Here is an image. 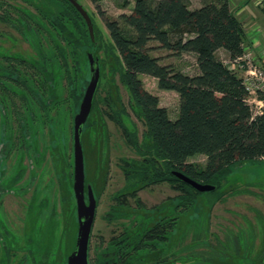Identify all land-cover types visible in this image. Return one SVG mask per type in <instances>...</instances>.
Here are the masks:
<instances>
[{
  "label": "trees",
  "instance_id": "obj_1",
  "mask_svg": "<svg viewBox=\"0 0 264 264\" xmlns=\"http://www.w3.org/2000/svg\"><path fill=\"white\" fill-rule=\"evenodd\" d=\"M49 2L55 4H49L48 10L37 8L38 18L19 9L16 16L10 12L0 15L35 52V57L28 58L0 47V127L7 132L8 147L21 156L35 151L36 156L41 151L45 156L58 149L54 155L68 163L60 178L69 179L73 186V121L90 79L87 54L94 53L100 58L102 79L84 132L98 110L122 130L138 156L121 159L126 185L114 199L117 205L112 206L107 219L131 221L111 242H139L141 255L152 252L158 242L170 241L168 235L176 229L181 208H192L202 194L181 182L174 172L215 185L210 200L214 205L223 200L221 190L235 167L264 161V112L254 116L243 79L217 55L224 50L231 61L243 56L251 45L247 31L228 0H213L198 9H190L186 0H135L131 14L103 21L107 35L92 18L93 42L84 18L68 0ZM261 7L264 14V0ZM97 11L102 16L99 6ZM151 42L175 56L193 54L199 73L192 76L162 65L158 57L150 55ZM141 75L157 79L159 89L179 96L177 119L172 120L167 109L160 107L159 97L145 90ZM120 83L129 93L128 105L120 95ZM131 114L145 128L141 135ZM102 128L105 143L110 133ZM195 155L207 157L204 167L188 162ZM45 171L50 174L55 169ZM164 183L179 193L175 198L177 217L170 215L149 227L152 217L140 222L123 214L124 207L148 211L139 192ZM68 192L76 220L72 187ZM130 198L137 207L130 205ZM67 201L61 199V205ZM70 227L69 220H62V242L68 239Z\"/></svg>",
  "mask_w": 264,
  "mask_h": 264
},
{
  "label": "rangeland",
  "instance_id": "obj_2",
  "mask_svg": "<svg viewBox=\"0 0 264 264\" xmlns=\"http://www.w3.org/2000/svg\"><path fill=\"white\" fill-rule=\"evenodd\" d=\"M56 1L59 2V0ZM77 1L92 16L105 35L108 32L103 21L105 19L119 20L121 15L131 14L135 5V0H100L97 3L90 0ZM186 1L190 9H198L213 0ZM228 1L232 10L237 13L238 18L244 24L248 37L254 41L257 38L263 40L264 14L261 10L262 0ZM0 4V15L6 16L7 12H10L13 16H16V10L19 9L31 12L36 18L39 16L37 8L48 10L49 4L50 6L54 5L49 0H0ZM98 6L102 12V16L99 15L101 18L97 14ZM149 46L152 48L150 55L158 57L162 65H172L183 73L192 76L199 73L197 59L193 54L175 56L171 52L160 48L157 42H151ZM0 47L4 48L9 54L28 56V58L35 57L33 56L35 52L29 44L22 40L19 32L9 24H4L1 20ZM217 55L226 66L231 67V60L225 51L221 50ZM237 74L241 78L245 75L241 72ZM140 79L145 90L159 97L160 107L167 109L170 118L172 120L177 119L179 115V96L175 92L159 89L158 81L153 77L141 75ZM120 95L125 104L128 105L129 93L121 83ZM250 104L255 110L256 104ZM132 120L137 124L141 135L145 129L143 124L134 115H132ZM90 123V127L84 132L83 145L86 156L87 181L93 185L96 194L99 196L97 216L91 238L93 246H97L111 242L123 231L121 225L123 221L120 223L109 222L107 216L111 212L112 206L117 205V201L114 199L126 185L124 172L120 167L121 159L137 158L138 156L128 146L122 130L111 121L104 119L98 110L93 112ZM102 126L106 132L110 133L109 140L105 143L101 136ZM59 152L58 149L49 152L50 156H47L45 161L41 160V164L39 167L36 166L34 174L38 175L40 170L44 168L55 169L54 177L56 181H59L62 198H68V201L61 206L64 223L69 220L71 224L69 237L64 242H75L77 236L75 209L72 206V195L68 192L71 187L73 190V186L69 179L67 182L60 178L61 171L67 169L68 163L64 158L59 157V159L55 156ZM188 162L204 167L207 157L195 155L189 158ZM14 176L13 172L10 177L4 180V186L11 182ZM19 188L20 186L14 187L10 184L7 190L10 191L11 195L19 196L22 193ZM45 192L47 191L45 190ZM221 192H223L222 201L211 205L210 200L212 197L202 193L197 197V201L192 208L179 213L178 224L171 236L172 242L168 244L167 248V255L169 254L170 259L165 263L158 262L156 264H256L259 262H255L253 254L256 257L260 253L259 250L264 247V161L235 167L226 178ZM138 195L149 212L142 209L134 212L132 209L124 207L125 209H122L124 215L135 216L140 222L154 217V222H156V219L162 216V211L150 212V210L156 206H159V208L164 207V205H168V213L175 214L177 204L175 198L179 193L169 184L164 183L149 187L140 191ZM6 201L8 211L12 215V218L9 219L12 226L10 223L4 222L5 217L0 206V238L3 239L2 241L9 242V239L21 238L18 231H14L13 228L15 227L13 220L21 224L20 220L17 219L18 216H21V200L8 197ZM129 201L133 208L137 207L132 198ZM160 214L161 216H159ZM130 221L131 218H125L124 222L130 223ZM151 226H153V223L149 225V227ZM27 238L36 239L37 237L35 233L34 235L29 233ZM60 241L62 242V240ZM63 245L66 244L63 243ZM63 245H61L62 249L64 248ZM236 248H240L238 253H236ZM146 259L148 258L146 257ZM262 264H264V261Z\"/></svg>",
  "mask_w": 264,
  "mask_h": 264
},
{
  "label": "flooded vegetation",
  "instance_id": "obj_3",
  "mask_svg": "<svg viewBox=\"0 0 264 264\" xmlns=\"http://www.w3.org/2000/svg\"><path fill=\"white\" fill-rule=\"evenodd\" d=\"M90 17L92 19L91 15ZM95 41L96 37L93 42ZM91 53L92 52H88L87 54L90 72L89 83L91 80L89 55ZM92 54L94 55V53ZM94 57L98 58L100 67V58L95 55ZM101 79L102 72L100 82ZM4 129V127H0V206L5 217L4 222L8 224L10 223L9 219L12 218V215L8 211L6 199L8 197H15L16 199L21 200V216L17 217V219L20 220L21 224H18L13 220L15 226L13 227L14 231H18L21 238L9 239V242L2 241L3 239L0 238V264H69V257L77 250V242L60 241L63 220L61 199L63 198L58 184L59 181H56L54 177V172L47 174L45 171L47 170L46 168H44L43 170L41 169L38 175L34 174L36 172L34 170H36V166H40L41 160L43 159V161H45L47 159V156L49 157L50 155L47 153V155L43 156V151H41L37 156L35 153L36 151L33 153V155H30L29 153H24L22 156L20 154H15L17 152L12 153V151L8 147L9 139L6 137L7 132L4 133ZM28 162L30 163L29 165ZM51 162L53 163V161ZM13 172L15 174L14 178H11V182L4 186L3 181L10 177ZM10 184L14 187L20 186L19 191H21L22 193H20L19 196L11 195L10 191L7 190ZM212 186H214L216 190V186ZM45 190L47 192H45ZM213 191L204 192V194L210 195L212 197L211 199H213L214 194L211 195V192ZM74 201L76 205L75 196ZM167 206L168 205H164V207L159 208V211H162V216L160 214L159 216L161 217L158 218L159 220L156 219V222H154V217L152 218L153 226H156L157 223H159V221L163 218L174 214L168 213L167 210L169 208ZM158 207L159 206H156L155 209ZM181 212H183L182 208ZM174 217H177L176 213L174 214ZM122 221V233H124L126 228L125 223L127 221L124 222L125 219H123ZM29 233L30 235H34L35 233L37 238H27V235ZM171 236L172 234L168 235V237L170 238L169 242H158L157 249L149 253H143L142 255L138 246L139 242H121L123 241V239H121L118 242H107L97 246H93L92 242H90L88 251L89 264H156L158 262L165 263L170 259L168 257L169 254L167 255V248L168 244L172 242ZM58 241H60L59 244H57ZM63 243H65L66 245L64 246ZM151 243L155 246V243L157 242ZM61 245H63V249ZM236 249V253H238L240 248ZM259 251V255L255 257V255L253 254V258L255 262L259 261L258 263L262 264V262L264 261V247H262V249ZM146 257L148 259H146Z\"/></svg>",
  "mask_w": 264,
  "mask_h": 264
},
{
  "label": "water",
  "instance_id": "obj_4",
  "mask_svg": "<svg viewBox=\"0 0 264 264\" xmlns=\"http://www.w3.org/2000/svg\"><path fill=\"white\" fill-rule=\"evenodd\" d=\"M82 15L86 21L92 40H95L93 22L88 12L77 0H68ZM90 70L91 80L85 91L80 110L74 118L73 129V148H74V183L73 191L76 200V227L77 250L69 257V264H89L88 251L91 242L94 224L96 221L99 205V196L91 183L87 181L86 174V156L83 145L84 127L91 115L95 95L97 93L101 71L99 60L91 53ZM174 176L181 182L189 185L197 192L204 193L215 190V187L209 184L199 183L181 172H174Z\"/></svg>",
  "mask_w": 264,
  "mask_h": 264
},
{
  "label": "built area",
  "instance_id": "obj_5",
  "mask_svg": "<svg viewBox=\"0 0 264 264\" xmlns=\"http://www.w3.org/2000/svg\"><path fill=\"white\" fill-rule=\"evenodd\" d=\"M230 64V70L245 73L242 79L250 95L249 103L256 104V109L253 110L254 116L262 115L264 112V59L246 49L243 56L231 61Z\"/></svg>",
  "mask_w": 264,
  "mask_h": 264
},
{
  "label": "crops",
  "instance_id": "obj_6",
  "mask_svg": "<svg viewBox=\"0 0 264 264\" xmlns=\"http://www.w3.org/2000/svg\"><path fill=\"white\" fill-rule=\"evenodd\" d=\"M249 40L251 42V45H247L246 49L254 53L256 56L262 57V59H264V39L262 40L260 38H257L256 41H254L252 38H249ZM225 53L229 56L226 51Z\"/></svg>",
  "mask_w": 264,
  "mask_h": 264
}]
</instances>
